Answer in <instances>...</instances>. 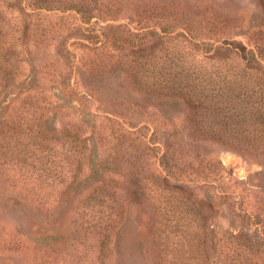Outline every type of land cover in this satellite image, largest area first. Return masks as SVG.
<instances>
[{"label": "trees", "instance_id": "obj_1", "mask_svg": "<svg viewBox=\"0 0 264 264\" xmlns=\"http://www.w3.org/2000/svg\"><path fill=\"white\" fill-rule=\"evenodd\" d=\"M96 1L0 0V182L14 191L11 203L48 218L66 206L59 264H103L130 205L150 264H264V194L200 146L264 159V31L244 43L227 33L236 26L228 14L146 4L134 29L95 28ZM41 14L57 19L31 16ZM66 32L76 34L70 43ZM26 33L36 45L53 38L54 53L17 80L13 55ZM175 99L180 124L160 107ZM72 101L80 117L59 123ZM97 115L110 159L90 158L80 121ZM222 206L244 230L218 229ZM49 248L37 250L47 257Z\"/></svg>", "mask_w": 264, "mask_h": 264}, {"label": "rangeland", "instance_id": "obj_2", "mask_svg": "<svg viewBox=\"0 0 264 264\" xmlns=\"http://www.w3.org/2000/svg\"><path fill=\"white\" fill-rule=\"evenodd\" d=\"M142 4L149 5V8L157 11L163 8L164 12L185 7L193 12L206 7V9H212L221 14H228L234 19L236 26L226 32L232 33L234 38L244 43L251 30L260 28L264 31V13L261 0H97L95 5L98 6L97 10L100 14L94 23V27L97 28L99 24L110 22L113 24L121 23L124 24V27L134 29L138 26V19L142 17L141 14L146 13V11L142 12V9H140ZM106 9H113L112 13L105 14ZM134 9L136 12H134ZM67 13H72V11L70 10ZM170 14L172 15L173 12H169ZM31 16L32 18L42 16L47 20L57 19L49 14ZM24 19L27 20L28 18L24 17ZM65 20L75 22L71 17H66ZM80 24L85 25L83 22H80ZM226 32L222 30L220 35H224ZM64 34L67 37L66 43H70L76 35L71 32ZM29 37L32 36L28 33L24 35L22 44L17 45L13 55L14 63L17 66V80H20L24 74L28 78V75L30 76L32 73V69L33 72L38 71V68L47 59H51V54L54 53L53 38L36 45L32 43ZM80 77L81 80L85 81L87 76L81 74ZM34 82L36 81L34 80ZM160 107L168 112L169 118L173 119L175 123L180 124L182 122L184 106L181 101L176 99L167 100ZM79 110V105L76 102H68L62 113L57 115V121L60 123L68 117L78 118L80 117ZM99 118L100 115H97V117L94 116L87 121H80L84 133L89 138L91 159L108 157L103 133L96 131ZM200 146L204 151L211 153L220 160L224 174L229 173L234 179L245 182L244 185L249 189H259L264 194V159H258L252 154L216 142L203 141L200 142ZM107 159H110V156ZM13 195L14 191H11L0 182V263L56 264L57 261L59 264L60 259L53 252L61 246L59 243H61L64 234L62 231L67 226L68 210L65 209L66 206L61 205L54 210L53 217L48 218L44 216L42 210L27 202L22 201L20 204H12L11 198ZM18 201H21V199ZM123 216L121 231L116 236V243L114 241L115 237H113L111 243L109 241L106 245L103 264H150L142 247V234L138 227L140 211L135 205H130L125 209ZM216 223L218 229L244 230V226L240 222L230 219L228 209L223 206L219 210ZM50 230L56 234H52ZM47 231L49 233H46ZM20 244H26L27 248H24L25 250L23 249L24 251L21 253H16L14 248ZM44 245L50 247V255L47 256L49 258L42 256L40 250H37ZM220 263L221 259L219 258L216 264Z\"/></svg>", "mask_w": 264, "mask_h": 264}]
</instances>
